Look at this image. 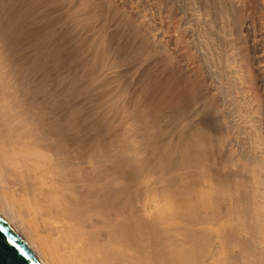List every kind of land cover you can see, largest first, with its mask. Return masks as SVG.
<instances>
[{
    "label": "bare ground",
    "instance_id": "1",
    "mask_svg": "<svg viewBox=\"0 0 264 264\" xmlns=\"http://www.w3.org/2000/svg\"><path fill=\"white\" fill-rule=\"evenodd\" d=\"M143 1L181 35L133 0H0V217L41 264H264V0L181 1L221 24L236 124L180 0Z\"/></svg>",
    "mask_w": 264,
    "mask_h": 264
},
{
    "label": "rangeland",
    "instance_id": "2",
    "mask_svg": "<svg viewBox=\"0 0 264 264\" xmlns=\"http://www.w3.org/2000/svg\"><path fill=\"white\" fill-rule=\"evenodd\" d=\"M128 1H129V0H128ZM140 1H141V0H140ZM140 1H136V0L134 1V0H133L134 3H137V4L139 3V4L141 5L142 2L140 3ZM142 1H143V0H142ZM144 1L146 2V0H144ZM144 1H143V2H144ZM181 1H182V0H180V3H179V5H182V6L179 7V10H178V11H179V15H180L181 17H182V15H183V16L185 15L186 17H183V20H184V21H189V22H191V24H192V22H193V24H195V28H198V27H199V29H195V28H193V26H192L193 24L191 25L189 22H188V24H186L187 22H186V23L184 22V26L186 27V29H187V28H188V29L191 28V30H189V31L187 30V31H188L189 33H190V32H193L194 35H195V34H197L198 32H200V31H198V30H200V29L203 30L202 28H204V31H201L200 34H201V36L203 37L202 40L205 39V41H206V38H207V42H206L207 44H206L204 41H201V39H200L201 36H200L199 40H197V38H198L197 35H195L196 37H194V36H192L193 33H192V35H191V33L188 34L187 31H186V34H185V35H189V36H186V39H184V41L180 40L181 42H178L177 44L180 43L179 46L184 45V48L181 49V47H180V49L182 50V52L185 53V51H186L185 48L188 46V44L190 43V44L193 45V42L195 41V43L197 44V46H195L196 44H194L193 46H191V45L189 44V45L192 47V48H189V49H190V50L192 49V52H193L195 55L197 54V57H196L195 55H191V54H193V53H192V52L190 53L188 47H187V50L189 51V54L186 53L187 55H191V57H192V56H193L194 58L196 57V59H194V60H195V63H193V62H194L193 58H192L193 61H191V57L189 58V57L187 56L186 59H187V58L190 59V62L193 63V64H195V65H197V66H199V62H200V66H201V67H203V66L205 67V68L203 67V70L205 71V73L207 72V74L210 75V78L212 77V78L210 79L209 76H208L209 79H208V78H207V79H208V81H209V82H208L209 84L212 82V93L215 94V100H217V102H218L220 105H222V106H221L222 108H225V109H223V110H224L225 116L227 115L226 117H228V118H227V121L229 122V120H230V121H232L231 124H233V122L236 124V122H237L238 120L241 119L240 121H242L246 116H247V117L249 116L250 109H251V106H252V105H251L250 101H248L247 98H246L245 96H243L241 93H239L238 98H236V99L234 98V99H235L236 101H238V102L240 101L239 103H243V106L241 107V109H242V108H244V109L242 110L243 112L241 111L242 113H241V112H240V113H241V115H242V114H243V115L245 114L244 116L242 115V116H240L241 118H239L240 113L237 114L236 109H235L236 106L238 107V104H239V103H238V102H235L233 98H230V97H228L227 95H224V94H223L224 91L222 90V89H223V88H222V84H220L221 77H219V76H221V72H222L221 69L219 70V66H218V68H215V67H213V65H212V67H213L212 69H214V70H212V69L210 70V67H211V66L209 67V65L212 64V63H213V62L219 57V55L222 53V50H221V49H222V46H220V44H221V43H220V42H221V36H220V34H221L222 32H221V30L219 29V28L221 27V26H220L221 24L218 23V22H216V23L214 22V26L217 25V23H218V25H217L216 27H213L212 30H213V29H214V30L211 31V30H210L211 28L208 27V26H209L210 24H212V23H209V22H213V21H214V19H213L214 16L209 15V16H211V18H212V19H211V18H210V19L213 20V21H211L209 18H208L209 20L206 21V18H207V16H208L209 12H210V9H208L209 12H205L206 9H204V8H199V7L196 6V5L193 6L194 9H195V11H196L195 13H198L197 10H199V9H202V10H200V11H201V13H203V14H204V13H208V14L205 15V16H204V15L201 16V17L205 20V21L203 20V22H202V18H200V19L198 20L199 17H196V16L194 15V14H195V13L193 12L194 9H193V8H190L191 4H185V5H188V6L185 7V5H184L183 2H182V4H181ZM150 2H151V1H150ZM152 3H153V2H151V4H152ZM139 4H138V5H139ZM140 5H139V8H140ZM143 5H144V6H143ZM143 5H141V6L144 7V9L147 8V10L145 9V10L143 11V10L140 8V9L142 10L141 12L144 13V12L146 11L147 14L144 13L143 15H147L148 17L151 18V19H147L148 17H147V16H144V17H147V18H146V21L151 22L150 25H152L153 20H154V22H156L155 20H157V18H158V15H157V17L154 15L155 18H153V20H152L153 15H152V17H151V14H152V13L154 12V10H155V9H154V4H153V5L148 4V6H147V3H145V4H143ZM145 5H146V6H145ZM151 6H152V7H151ZM195 6H196V7H195ZM184 7H185V8H184ZM187 7H188L189 9H188ZM191 7H192V6H191ZM149 8H151L152 10L149 9ZM153 9H154V10H153ZM181 9H182V10H181ZM184 9H185V10L188 9V10H190V11L193 9V10L191 11V13L193 12L192 15H188L187 12L190 14V11H186V12H185ZM196 9H197V10H196ZM150 10H151V11H150ZM147 11H148V12H147ZM180 11H181V13L183 12V13H185V14L182 13V15H181ZM200 11H199V12H200ZM202 11H203V12H202ZM150 12H152V13L150 14ZM213 12H214V11H213ZM154 13H155V12H154ZM154 13H153V14H154ZM148 14H149L150 16H149ZM198 14H200V13H198ZM198 14H197V15H198ZM210 14H211V13H210ZM187 15H188V16H187ZM193 15H194V16H193ZM200 15H201V14H200ZM200 15H199V16H200ZM212 15H213V14H212ZM190 16H191V17H190ZM209 16H208V17H209ZM187 17H188V18H187ZM189 17H190V19H189ZM193 17H194V18H193ZM205 17H206V18H205ZM165 18H166V17H165V15H164V18L161 17V20L164 19V22L162 21V22H159V23H158V24L161 23V25L163 24V25H162V29H163V30H162V29L160 30L161 33L163 32L162 34H164L165 36H170L171 34H173V31H174V33H177V32H178V29H177L176 32H175V30H174V29H176V28H175V25H174V27H170L169 29H168V26H167L168 23H169V26H170V23H172L171 26H173V24H175V23H174V22H170V20H167V18H166V19H165ZM184 18H186V20H185ZM195 18L198 20V23H197V21H196ZM188 19H189V20H188ZM193 19H195V22H196L197 24L194 23V20H193ZM159 20H160V19H158L157 22H158ZM161 20H160V21H161ZM166 20L168 21V23L166 22ZM191 20H193V21H191ZM199 21H201L202 23H200ZM154 22H153V23H154ZM157 22H156V23H157ZM165 23H166V25H165ZM199 23H200V24H199ZM204 23H205V24H204ZM158 24H157V25H158ZM185 24H186V25H189V26H186ZM198 24H199V26H198ZM203 24H204V25L208 24V26H207V25H206V26H202ZM219 24H220V25H219ZM190 25H191L192 27H190ZM197 26H198V27H197ZM159 27H160V26H159ZM217 27H218V28H217ZM172 28H173V30L171 31L170 29H172ZM165 29H166V32L164 31ZM167 29H168V30H167ZM194 30H196V31L194 32ZM206 30H207L208 32H206ZM209 30H210V31H209ZM216 30H217V31H216ZM219 30H220V31H219ZM168 31H169V32L171 31L172 33L170 32V33H171V34H170ZM197 31H198V32H197ZM218 31H219V34L217 33ZM183 32H184V29H183ZM209 32H210V34H209ZM220 32H221V33H220ZM168 33H169L170 35H169ZM178 33L180 34V33H182V32L179 31ZM206 33L209 34V37H208V36H204V35H208V34H206ZM213 33H214V34H213ZM215 33H216V34H215ZM166 34H167V35H166ZM179 34H176V35L178 36ZM198 34H199V33H198ZM200 34H199V35H200ZM202 34H203V35H202ZM180 35H181V34H180ZM180 35H179V37H181ZM190 35H191L192 37H191ZM199 35H198V36H199ZM173 36H174V38H173ZM177 36H176V37H177ZM212 36H213V37H212ZM214 36H215V38H214ZM217 36H218V37H217ZM171 37H172V38H171ZM188 37H191V38H188ZM205 37H206V38H205ZM166 38H168V39H175V35L170 36V38H169V37H166ZM187 38H188V40H187ZM194 38H195V39H194ZM208 38H209V40H208ZM211 38H212V39H211ZM210 39H211V42H210ZM189 40H190V42H189ZM191 40H192V41H191ZM198 41H199V42H198ZM208 41H209V42H208ZM182 42H183V44H182ZM188 42H189V43H188ZM200 42H201V43H200ZM203 42H204L205 45L203 44ZM71 43H72V42H71ZM71 43H70V44L68 43L69 45H72V46H70L71 48L69 47L70 50L68 49V44H67V42H65V44H66L67 47H66L65 44L63 43V44H62L63 47H61L63 50L61 49L62 52L60 51V53H62V54H73L74 51H75V53H76V55H77L78 52H79V53H80V52H81V53L83 52L84 55L80 53L82 56H79V55H78V57H77L76 55H74V56H76L75 58H77V60H76V62H77L78 59H79L80 57H81V58H82V57H85V54H86L87 52L85 53L86 50H85V49H82V47H81L80 44H78V45H79L81 48H79V46L76 47L77 44L74 45V44H71ZM184 43H186L187 45L184 44ZM198 43H199V44H198ZM73 45H74V46H73ZM185 45H186V47H185ZM207 45H208V46L213 45V46H212L213 48H210L211 46L208 47ZM221 45H222V44H221ZM179 46H178V47H179ZM190 46H189V47H190ZM201 46H202V47H201ZM216 46H217V47H216ZM182 47H183V46H182ZM203 47H204V48H203ZM73 48H76V49H73ZM202 48H203V49H202ZM72 49H73L74 51H73ZM81 49H82V51H81ZM183 49H185V51H184ZM195 49H196V50H195ZM199 49H201L202 51L199 50ZM206 49H207V50H206ZM213 49H216V52H215V50H213ZM219 49H220V50H219ZM71 50H72V52H70ZM87 50H88V49H87ZM67 51H68V52H67ZM76 51H78V52H76ZM88 51H89V50H88ZM186 52H187V51H186ZM195 52H196V53H195ZM204 52H207V53L205 54ZM210 52H211L212 55L210 54ZM212 52H213V53H212ZM106 54H107V53H106ZM199 54H200V56H199ZM207 54H208V55H207ZM209 54H210V55H209ZM203 55H204V56H203ZM86 56H87V55H86ZM198 57L200 58V60L198 59ZM201 57H203V58L201 59ZM81 58L79 59V61H80V60H82V61H84V60L87 61L88 56L85 57L86 59L83 58L84 60L81 59ZM204 58H205V59H204ZM211 58H212V59H211ZM210 59H211V60H210ZM197 60H198V64H197V62H196ZM202 60H203V63H202ZM208 60H209L210 62H209ZM213 60H214V61H213ZM79 61H78V62H79ZM82 61H80V62L83 64ZM85 61H84V64H85ZM78 62H77V63H78ZM80 62H79V63H80ZM204 62H206L207 65L209 64L208 67H207L208 69L206 68L207 65H206V63H204ZM208 62H209V63H208ZM81 63H80V64H81ZM201 63H202L203 65H202ZM80 64H77V65L80 66ZM214 64H215V63H214ZM197 66H196V68H197ZM121 69H122V68H121ZM125 69H126V68H125ZM125 69H124V70H125ZM128 69H129V68H128ZM128 69H126V70H128ZM217 69H218V70H217ZM118 70H119V69H118ZM122 70H123V69H122ZM130 70H131V69H129L128 72H126V73H132V71H133L134 69H132L131 72H130ZM215 70H216V71H215ZM230 70H231V69H230ZM116 71H117V70H116ZM208 71H209V72H208ZM212 71H214V72H212ZM118 72L121 73L120 71H118ZM217 73H218V74L220 73V74L218 75ZM127 75H128V74H126V76H127ZM219 79H220V80H219ZM210 81H211V82H210ZM219 84L221 85V88H220V85H219ZM222 94L225 96L224 99H227V98H228V99L225 100V101H223L224 99H223V95H222ZM225 94H226V92H225ZM221 95H222V96H221ZM240 95H241V96H240ZM226 96H227V97H226ZM229 96H230V95H229ZM239 97H241V98H239ZM243 97H244V98H243ZM247 97H248V96H247ZM245 98H246V99H245ZM230 99H233V101H232V100L230 101ZM243 99H244V100H243ZM245 100L248 101L249 103H246ZM228 101H229V102H228ZM241 101H242V102H241ZM234 102H235V104H234ZM236 103H237V104H236ZM244 103H245V104H244ZM223 104H224V105H223ZM228 104H229V105H228ZM231 104H232V106H231ZM235 105H236V106H235ZM241 105H242V104H241ZM247 105H248V107H245V106H247ZM250 105H251V106H250ZM230 106H231V107H230ZM227 108H228V109H227ZM229 108L232 109L231 112H230L231 109H229ZM244 110H247V112L245 111V112H246V113H245ZM225 111H226L227 113H226ZM251 111H254V110L251 109ZM232 112H233V113H232ZM234 112H236V113L234 114ZM229 113H230V114H229ZM247 113H248V114H247ZM228 115L230 116V118H229ZM234 115H236L237 118H239V119H237L236 116H234ZM233 116H234V118H233ZM242 117H244V118H242ZM208 118H210V119H208ZM219 118H220V116H219L218 113H215L213 116H212V115H207V116H206V120L208 121V123H211V124H212V125L210 124V126H213V125L215 126V122L218 121ZM235 119H236L237 121H236ZM245 120H247V118H245ZM215 127H216V126H215ZM222 128H223V127H222ZM223 129H225V128H223ZM230 133H231V131H230ZM230 133H229V138L227 137V138H228L227 140L229 141V142H228V146H229L230 148H233V147H231V146L229 145L230 143H231V144L233 143V146H234L235 148H238V146L236 145V144H237V143H236V140H237V142H238L239 144H241V143H247L248 139H249L248 142H250V138H248V135H247V134H246L244 137H243V135H239V137H238L237 133H236V134L233 133V132H232L231 134H230ZM231 138H232V139H231ZM234 138H235V139H234ZM238 138H239L240 140H239ZM242 138H243V139H242ZM230 139H231V140H230ZM242 141H243V142H242ZM245 141H246V142H245ZM254 142H255V145H258L259 143H257V142H260V139L258 138L257 141H255V139H254ZM262 143H264V142L261 141V144H262ZM247 144H248V143H247ZM260 146H261V145H260ZM263 168H264V167H263ZM263 170H264V169H263ZM263 172H264V171H263ZM263 180H264V173H263V179H262V182H264Z\"/></svg>",
    "mask_w": 264,
    "mask_h": 264
},
{
    "label": "water",
    "instance_id": "3",
    "mask_svg": "<svg viewBox=\"0 0 264 264\" xmlns=\"http://www.w3.org/2000/svg\"><path fill=\"white\" fill-rule=\"evenodd\" d=\"M0 264H41L11 226L1 217Z\"/></svg>",
    "mask_w": 264,
    "mask_h": 264
}]
</instances>
